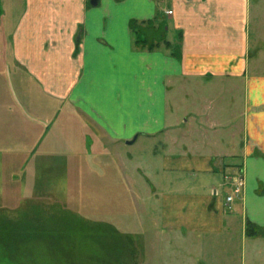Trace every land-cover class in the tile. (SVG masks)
<instances>
[{
  "label": "crops",
  "instance_id": "crops-1",
  "mask_svg": "<svg viewBox=\"0 0 264 264\" xmlns=\"http://www.w3.org/2000/svg\"><path fill=\"white\" fill-rule=\"evenodd\" d=\"M252 8L251 0H0V150L5 124L13 140L34 133L40 145L59 112L91 147L98 133L119 146L161 136V170L189 175L147 180L160 200L153 242L167 253L138 263L210 264L198 257L203 233L223 236V249L237 244L240 264H264V236L245 234L247 222L264 229V75L247 76ZM240 175L243 190L226 204L221 191Z\"/></svg>",
  "mask_w": 264,
  "mask_h": 264
},
{
  "label": "rangeland",
  "instance_id": "rangeland-1",
  "mask_svg": "<svg viewBox=\"0 0 264 264\" xmlns=\"http://www.w3.org/2000/svg\"><path fill=\"white\" fill-rule=\"evenodd\" d=\"M251 4L254 15L251 16L248 25L250 38L248 77L264 75V0H251ZM242 96L243 91L240 88L238 95L240 101ZM63 111L77 116L69 107H65ZM59 113V119L55 118L53 125L45 128L44 132L49 134L41 137L40 145L32 144L34 133L25 134L27 137H20L19 141L13 140V137L18 136L13 125L9 123L4 125L5 147L0 150V166L1 170L3 169L0 178V211L6 212L7 209L22 211L31 206L48 207L47 210L50 211L52 206H56L54 209L61 211L67 219L79 220L87 231L84 232L85 237L81 239L85 240L79 257L84 258L83 264H96L94 259L100 255L96 233L91 230L100 228L104 232H109L114 226H118L116 230L128 232L132 237L130 255L123 257L126 263L140 264L138 262L143 261L145 256L155 258L160 254L165 256L167 252H163V249L153 242L158 234L155 229L159 222L160 200L152 195V186L147 180L157 184L161 175L169 174V177L174 178L187 177L189 173L172 174L161 170L163 154L161 136L151 140L140 137L132 145L119 146L102 133H98L95 135L97 136L95 145L91 147L89 146L91 138L85 134L87 131L74 128L72 120L70 127L64 129L62 126L65 122L64 116L63 113L60 115ZM194 123L202 135H210L209 126L199 120ZM20 126L25 125L22 123ZM66 133L68 140L65 139ZM22 138L27 144L14 148L13 145L15 143L19 145ZM69 140L71 142H68ZM203 175L195 171L192 179H197L201 186ZM215 175L221 177V174ZM15 176L18 180L13 182ZM207 184L204 183V186ZM206 193L208 194L207 190ZM220 198H225L224 191H221ZM195 238L199 242V259L207 260L210 264H240L237 244H230L228 248L223 249L221 247L223 236L197 233ZM237 239L236 235L232 238L234 241ZM36 246L39 249L36 248L30 257H26L28 263H64V260H58L44 251L42 249L44 246L38 247L37 244ZM224 253L228 258L227 263L223 262ZM21 261L23 259L19 257L17 263ZM144 261V264H156V259L154 262Z\"/></svg>",
  "mask_w": 264,
  "mask_h": 264
},
{
  "label": "trees",
  "instance_id": "trees-1",
  "mask_svg": "<svg viewBox=\"0 0 264 264\" xmlns=\"http://www.w3.org/2000/svg\"><path fill=\"white\" fill-rule=\"evenodd\" d=\"M47 208L31 206L22 211H0V264H30L26 257L34 253L36 244L44 246L42 249L54 258L64 260L62 264H83L84 258L79 257L85 240L81 239L87 231L79 220L67 219L61 211L55 210L56 206L49 207L50 211ZM116 228L118 226L109 232L100 228L91 230L96 233L100 249L99 257L94 259L96 264H129L123 257L130 255L131 234ZM245 234L248 237L264 236V229L247 222ZM19 257L24 262L17 263Z\"/></svg>",
  "mask_w": 264,
  "mask_h": 264
},
{
  "label": "built area",
  "instance_id": "built-area-1",
  "mask_svg": "<svg viewBox=\"0 0 264 264\" xmlns=\"http://www.w3.org/2000/svg\"><path fill=\"white\" fill-rule=\"evenodd\" d=\"M171 11H167V14H170ZM244 186V179L242 176L236 177L230 186V193L225 196L226 204L233 202L234 198L241 194Z\"/></svg>",
  "mask_w": 264,
  "mask_h": 264
},
{
  "label": "water",
  "instance_id": "water-1",
  "mask_svg": "<svg viewBox=\"0 0 264 264\" xmlns=\"http://www.w3.org/2000/svg\"><path fill=\"white\" fill-rule=\"evenodd\" d=\"M93 5L95 4L94 2H91Z\"/></svg>",
  "mask_w": 264,
  "mask_h": 264
}]
</instances>
